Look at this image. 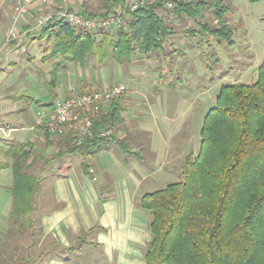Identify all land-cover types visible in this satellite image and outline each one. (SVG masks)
<instances>
[{
  "label": "trees",
  "instance_id": "trees-1",
  "mask_svg": "<svg viewBox=\"0 0 264 264\" xmlns=\"http://www.w3.org/2000/svg\"><path fill=\"white\" fill-rule=\"evenodd\" d=\"M123 2L104 0L103 13L97 15L83 8L82 14L104 17ZM173 2L175 7L170 14L195 20L216 7L218 27L200 24V32L220 42L232 43V32L224 20L228 8L222 1ZM160 7L161 4L133 13L130 30H122L116 37L106 34L107 44L65 23L40 29L43 40H54L51 53L43 59V62L55 61L49 85L52 96H55L58 71L69 64L85 67L94 57L100 64L110 59L123 63L135 53V47L146 55L162 50L165 39L174 32L158 14ZM19 98L28 103L32 96L24 94ZM122 112L120 100L113 102L95 120L93 136L81 145L69 133L64 138L69 148L67 153L94 155L104 149L115 136L100 137V133L122 125ZM49 135L46 132L47 140ZM13 143L6 152L13 163L0 162V176L11 168V220L15 224L26 222L33 231L34 199L41 183L31 173L35 165L31 156L34 146ZM120 144L124 153L130 155L127 142L119 141ZM141 207L152 217L146 264H264V65L258 69L256 82L221 88L215 107L205 116L199 153H190L185 158L183 180L144 195ZM39 234L44 235L41 227ZM77 251V247L53 243L39 257L54 256L69 262L71 257H77ZM18 262L20 259L14 263ZM22 263L33 264L31 258H23Z\"/></svg>",
  "mask_w": 264,
  "mask_h": 264
},
{
  "label": "crops",
  "instance_id": "crops-1",
  "mask_svg": "<svg viewBox=\"0 0 264 264\" xmlns=\"http://www.w3.org/2000/svg\"><path fill=\"white\" fill-rule=\"evenodd\" d=\"M17 3L18 0H0V71L14 69L21 62L18 56L22 52L21 48L27 49L29 59L26 61L33 63L41 56L43 65L39 68V74L37 70L26 71V75L19 73L14 82H10L9 77L2 78L0 87L17 88L19 94L3 95L0 98V129L4 128L7 132L13 130V135L10 133L9 137L5 136L11 142L25 143L28 137L45 143L46 148L55 146V163L61 170L49 180L43 192L38 194L40 226L44 235L39 245L34 247H42L41 254L48 252L53 243L78 249L77 257H71L69 262L46 255L32 263L146 264L152 217L149 211L141 207L142 197L152 193L155 190L153 188L165 183L168 177L181 175L188 154L181 151L180 143L175 139L181 130L174 119L175 115L172 117L169 111L170 99L166 89L172 88L173 83H161L162 72L158 73L159 80L152 82L153 86L145 82L149 89L157 90L149 94L147 102L141 108H133L134 103L127 96L120 99L123 124L116 127L115 138L94 155L75 153L84 159L78 164L80 166H75L70 160L74 154L67 153L63 144L54 145L51 142L53 137H50V142H46V129L38 124V113L45 114L47 120L54 102L58 98H65L69 91L108 90L116 83L108 86L100 73L98 77H93L91 71L86 78L87 74L83 75V72L88 64L83 67L72 63L58 72L55 96H52L49 85L55 62H43V59L51 53L54 40H43L40 37L41 30L36 26L37 20L49 8L61 6L80 12L86 6L78 0H60L51 7L33 2L27 14L19 20L16 28L18 41L7 44ZM94 39L98 42L102 40L100 37ZM146 56L151 61L150 57L153 55ZM93 59L98 66L92 70V74H95L93 71H98L105 63L100 64L96 57ZM88 69L87 67L86 72ZM116 72L120 76H126L122 66L115 67ZM48 74H51L50 82ZM63 76H66V80ZM127 76L134 80L146 77L130 73ZM24 94L32 96V99L28 103L24 100L25 104L20 105L23 100L17 98ZM26 132L29 134H25ZM128 139L131 142V146L128 145L130 155H126L121 144L119 145V141ZM7 192L10 196L6 200V208L10 209L11 193ZM83 241L88 244L83 245Z\"/></svg>",
  "mask_w": 264,
  "mask_h": 264
},
{
  "label": "rangeland",
  "instance_id": "rangeland-1",
  "mask_svg": "<svg viewBox=\"0 0 264 264\" xmlns=\"http://www.w3.org/2000/svg\"><path fill=\"white\" fill-rule=\"evenodd\" d=\"M78 1L84 2L86 6L84 9L93 14L99 15L103 13L105 8L104 0ZM180 1L197 3L202 0ZM212 1H222L223 5L228 8L224 20L225 23L229 25L232 32V43L220 42L218 39L200 32V24H205L210 28L218 27L214 16L217 9L216 7L212 10H206L203 16L195 20L189 19L184 15L179 17L173 15V13L170 14L169 11L174 8L166 9L162 6L163 8L158 10V14L165 20L166 24L169 25L174 33L165 39L162 50L150 54V56L153 55L150 57L151 61H149V59L147 60L146 54H142L143 52L135 47V53L129 60L124 59L123 63H117V61L110 59L111 61H107L98 71H93L95 74H92L93 68L95 67L97 69L98 66L96 65L97 61L91 59L87 65L90 70L88 69L86 72V67L83 72L85 73L83 75L87 74L86 78H88L90 71L93 77H98L100 73L101 77H104L105 84L108 86L115 83L116 85L122 84L126 86V94L121 99L125 96L132 99L134 103L133 108L136 106L141 108L142 105L147 102L149 94L157 90L154 88L149 89V86H147L145 82L153 86L152 82L158 81V73L162 72L163 78L161 79V83H173L172 88L166 89V91L169 92V111L172 117L173 114L175 115L174 119H176L181 130L179 133L180 135L175 139L177 143H180L179 147L181 151H185L188 154L199 153L201 146V130L203 128L205 116L215 107L216 99L221 88L239 83L252 84L256 82L258 69L264 65V0H257L254 2L251 0ZM84 9L76 10H80L82 13ZM129 19L130 17H126L124 25L120 28H116L115 31L103 34V36L108 34L116 37L118 32L122 30L129 31ZM103 36L100 37L102 39L101 42L107 44L108 40H106L105 37L103 38ZM94 38L99 37L94 36ZM15 41H18V37ZM158 54L160 55L159 57L157 56ZM18 56L21 62H19L14 69H8L4 72L0 71V83L2 82V78L5 79L8 77L10 82H14L19 73L26 75L25 72L29 70H37L38 74L41 72L39 69L40 66L43 65V63H41V56L37 57L36 61L33 63L26 61L29 59L27 53L20 51ZM50 64H52V62ZM121 66L126 76H120L117 72L115 73V67L120 68ZM158 67H160L161 70ZM128 73L133 75L139 74L141 76L146 75V77L141 80H134L131 76H127ZM66 76H63L65 80ZM50 77L51 74L48 76L49 82ZM39 80L42 82V78ZM18 91L17 88H4L1 86L0 98H2L3 95L19 94ZM140 93H142V95ZM22 100L20 105L25 104V99ZM34 105L35 104L32 105V108H34ZM38 117L39 120L43 119L41 112L38 113ZM110 129L115 136L117 133L116 127L114 129L110 127ZM46 132L50 134L47 130ZM10 133L13 135V130L7 132L4 128L0 129V162L12 164L13 159H9L6 156V152L9 149L8 147L11 144V139H7L5 136L9 137ZM69 133L75 136L74 130H71L64 136H59L60 139L58 136L50 134L51 139L53 137L51 142L54 145L56 143L63 144L66 151H68L69 148L67 143L64 142V138H66ZM25 134H29V132ZM50 140L46 142H50ZM25 141V143H30L34 146L31 156L32 159L35 158V165L31 173L41 179L39 191L34 199L36 209L32 218L34 220L35 229L31 231L29 224L24 221L15 224L11 220L13 201H11L9 209V207L6 208V200H8L10 196L7 191L10 192L13 185L12 180H10L12 178V170L10 168L3 171L0 176V264H14L18 259H20V263L18 262V264H25L22 263L23 258L28 260L31 258L32 262L39 258L43 251L41 249L42 247L35 248L32 246L35 242L39 243V240L42 238L39 234V227L41 226L39 216L40 208H38L37 205L38 194L39 192H43L49 180L54 178L61 170L58 168L57 163H51V161L55 162L56 159L55 146L53 148L51 146H49L50 148H46L45 143L39 140H32L28 137ZM126 142L127 146H131L129 139ZM15 143L16 142L13 144ZM72 156L70 160H72L75 166H80L78 164L82 163L84 159L78 154ZM32 159L29 161L30 163L33 161ZM181 171L183 172V170ZM175 175L176 176L171 177L167 176L168 178L165 180V183L158 184L153 188L155 189L154 191L162 190L171 183H177L183 180V173H181V175ZM30 246L32 247L30 248Z\"/></svg>",
  "mask_w": 264,
  "mask_h": 264
},
{
  "label": "built area",
  "instance_id": "built-area-1",
  "mask_svg": "<svg viewBox=\"0 0 264 264\" xmlns=\"http://www.w3.org/2000/svg\"><path fill=\"white\" fill-rule=\"evenodd\" d=\"M38 2L46 7L58 3L60 0H18L15 12V20L11 26L6 43L9 44L17 39L16 28L18 22L28 12L32 2ZM161 4L166 9L174 8L173 0H124L115 7L112 13L107 16H86L77 11H71L64 7L56 9L49 8L37 20V28H44L49 24L65 23L75 30L86 32L95 37H102L107 32L115 31L125 24V18L131 17L133 13L150 6ZM129 23V21H128ZM23 53L26 48H21ZM126 86L119 84L108 90L76 91L71 90L65 98H58L54 104L52 112L47 120L42 114L39 121L40 126L52 135L64 136L71 130L75 132L77 144L93 136V126L96 119L106 113L110 105L120 100L126 94ZM112 130H102L100 137H109Z\"/></svg>",
  "mask_w": 264,
  "mask_h": 264
}]
</instances>
